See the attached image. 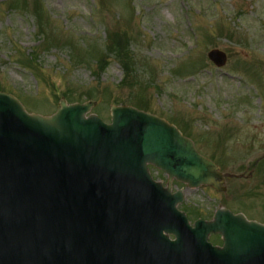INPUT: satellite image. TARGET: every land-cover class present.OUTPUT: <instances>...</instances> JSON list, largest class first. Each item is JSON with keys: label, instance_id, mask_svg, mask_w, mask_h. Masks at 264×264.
<instances>
[{"label": "rangeland", "instance_id": "obj_1", "mask_svg": "<svg viewBox=\"0 0 264 264\" xmlns=\"http://www.w3.org/2000/svg\"><path fill=\"white\" fill-rule=\"evenodd\" d=\"M212 48L226 53L222 67ZM0 90L42 115L61 98L95 101L88 113L105 122L112 104L132 105L175 124L220 171L245 174L264 151V0H0ZM245 179L192 188L184 209L209 217L225 206L264 222V188L250 192Z\"/></svg>", "mask_w": 264, "mask_h": 264}, {"label": "water", "instance_id": "obj_2", "mask_svg": "<svg viewBox=\"0 0 264 264\" xmlns=\"http://www.w3.org/2000/svg\"><path fill=\"white\" fill-rule=\"evenodd\" d=\"M207 57L227 61L218 48ZM94 104L61 98L42 115L0 90V264H264L263 223L225 206L190 223L182 191L170 193L173 179L224 191L242 175L221 172L163 117L112 104L105 122Z\"/></svg>", "mask_w": 264, "mask_h": 264}, {"label": "flooded vegetation", "instance_id": "obj_3", "mask_svg": "<svg viewBox=\"0 0 264 264\" xmlns=\"http://www.w3.org/2000/svg\"><path fill=\"white\" fill-rule=\"evenodd\" d=\"M246 171H247V173H245V174L240 173V175H242L240 178H243V177L248 178L245 180L249 182L248 190L250 192L258 189L259 187L264 188V151L257 154L254 157L252 156V154H250V156L248 158V163L246 166ZM154 180L161 182L163 187H167V185H168V179H154ZM225 181H226V179H225ZM225 181H224V183H225ZM191 189L192 188L188 187L187 184L184 182L177 181L176 179H173L171 181L170 193H175L179 190H181L183 193V198L180 202L177 203L176 207L186 214L188 220L191 223H193L196 219H199V218L205 219V220L211 219L213 217V214L209 217H204V216H200V215L194 217V216L190 215L189 211H187L186 208L184 209V205L186 206L189 204L188 198L186 199V194ZM188 206H191V205L189 204ZM230 210L235 214H237V213L244 214L241 210H232V209H230ZM244 215L247 219L256 220L253 218H249L246 214H244ZM261 223L264 224V222H261ZM214 235H218V237L220 239V243L215 244V245H222L221 236L219 234H214Z\"/></svg>", "mask_w": 264, "mask_h": 264}, {"label": "trees", "instance_id": "obj_4", "mask_svg": "<svg viewBox=\"0 0 264 264\" xmlns=\"http://www.w3.org/2000/svg\"><path fill=\"white\" fill-rule=\"evenodd\" d=\"M113 41H114V46H115V49H114L115 55L118 58L117 60L121 63V66L124 69L131 70L130 64L129 65L127 64V63H129V56L127 54L128 50H127L126 44H124L123 38H120L118 35H115ZM124 53L127 54V60L126 61H125V54ZM98 61L100 62L99 63L100 68H103L107 64V62H109L106 59H99Z\"/></svg>", "mask_w": 264, "mask_h": 264}]
</instances>
